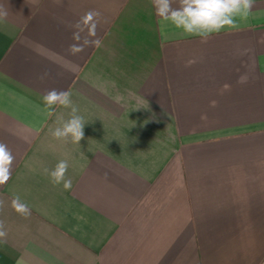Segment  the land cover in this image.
<instances>
[{
	"label": "crops",
	"instance_id": "0c3cea01",
	"mask_svg": "<svg viewBox=\"0 0 264 264\" xmlns=\"http://www.w3.org/2000/svg\"><path fill=\"white\" fill-rule=\"evenodd\" d=\"M0 5V142L15 156L0 264H264V0L206 42L151 0ZM89 10L102 46L69 55ZM51 89L71 92L80 144L50 135L70 113L48 115ZM60 160L69 191L45 173Z\"/></svg>",
	"mask_w": 264,
	"mask_h": 264
},
{
	"label": "clouds",
	"instance_id": "9594fccd",
	"mask_svg": "<svg viewBox=\"0 0 264 264\" xmlns=\"http://www.w3.org/2000/svg\"><path fill=\"white\" fill-rule=\"evenodd\" d=\"M151 2L160 21L181 30L187 36H195L206 42L213 34H218L224 29H238V21L249 18L256 0H151ZM174 3L178 6L173 7ZM101 15L98 10H89L70 25L73 29V43L67 48L69 55H78L89 47L102 46V41L97 36ZM7 16V9L0 5V23L6 22ZM42 101L49 116L54 114L57 106L70 109L69 119L58 120V126L49 129L50 135L65 143L80 144L84 139L86 122L79 114V108L73 102L71 92L51 89L43 94ZM14 161L15 156L11 149L0 142V185L7 183L11 178ZM68 167L67 160H60L53 169H45L53 185H62L65 191L72 188V180L67 177ZM4 204V200L0 199V210ZM10 206L24 218L31 215L29 206L21 202L18 195L12 197ZM6 235L5 224L0 220V242H3Z\"/></svg>",
	"mask_w": 264,
	"mask_h": 264
}]
</instances>
